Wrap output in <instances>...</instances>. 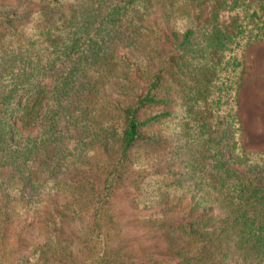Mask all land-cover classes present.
<instances>
[{
  "label": "trees",
  "instance_id": "16d2710c",
  "mask_svg": "<svg viewBox=\"0 0 264 264\" xmlns=\"http://www.w3.org/2000/svg\"><path fill=\"white\" fill-rule=\"evenodd\" d=\"M19 1L0 4V264H264V152L236 111L264 0ZM122 190L163 251L133 250Z\"/></svg>",
  "mask_w": 264,
  "mask_h": 264
},
{
  "label": "rangeland",
  "instance_id": "374dc122",
  "mask_svg": "<svg viewBox=\"0 0 264 264\" xmlns=\"http://www.w3.org/2000/svg\"><path fill=\"white\" fill-rule=\"evenodd\" d=\"M19 0H0V4L14 6ZM245 65V77L241 90L237 95V115L242 126L240 142L247 152H264V45L256 42L243 53ZM123 191H126L123 193ZM132 196L131 190H122L115 203V210L119 214L120 221L124 223V231L127 232L128 242L133 250L144 252L163 251V245L159 239L141 240L140 231H135L128 220L145 215L146 212L131 210L125 204ZM69 238L75 240L79 230L78 224L68 225ZM73 233V234H72ZM66 235V234H65Z\"/></svg>",
  "mask_w": 264,
  "mask_h": 264
}]
</instances>
